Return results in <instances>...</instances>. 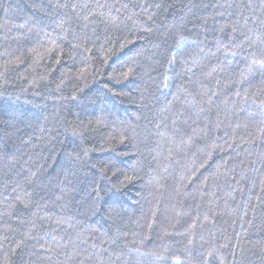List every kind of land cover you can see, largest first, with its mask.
<instances>
[{"label":"trees","instance_id":"obj_1","mask_svg":"<svg viewBox=\"0 0 264 264\" xmlns=\"http://www.w3.org/2000/svg\"><path fill=\"white\" fill-rule=\"evenodd\" d=\"M260 60L264 0H0V264H264Z\"/></svg>","mask_w":264,"mask_h":264},{"label":"snow or ice","instance_id":"obj_2","mask_svg":"<svg viewBox=\"0 0 264 264\" xmlns=\"http://www.w3.org/2000/svg\"><path fill=\"white\" fill-rule=\"evenodd\" d=\"M159 7V5H157ZM235 55V53H233ZM260 64L261 67H264V60H260V61H253V64ZM73 134L75 135L76 134V131L74 130ZM179 264V262H178Z\"/></svg>","mask_w":264,"mask_h":264}]
</instances>
